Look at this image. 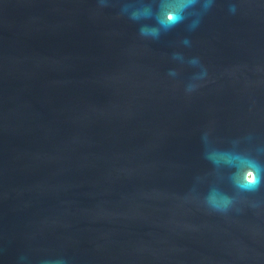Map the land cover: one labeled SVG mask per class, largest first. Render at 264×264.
<instances>
[{
  "label": "water",
  "instance_id": "95a60500",
  "mask_svg": "<svg viewBox=\"0 0 264 264\" xmlns=\"http://www.w3.org/2000/svg\"><path fill=\"white\" fill-rule=\"evenodd\" d=\"M0 264H264V0H0Z\"/></svg>",
  "mask_w": 264,
  "mask_h": 264
},
{
  "label": "snow or ice",
  "instance_id": "6c2138e0",
  "mask_svg": "<svg viewBox=\"0 0 264 264\" xmlns=\"http://www.w3.org/2000/svg\"><path fill=\"white\" fill-rule=\"evenodd\" d=\"M170 17V18H169ZM180 19L179 15L173 11L172 14L167 15V19L165 20L163 17L161 18V23L169 26L175 24ZM247 163L249 167H251L253 170H257V167L255 164H252L251 162H244ZM245 187H250L249 185H245Z\"/></svg>",
  "mask_w": 264,
  "mask_h": 264
},
{
  "label": "clouds",
  "instance_id": "9594fccd",
  "mask_svg": "<svg viewBox=\"0 0 264 264\" xmlns=\"http://www.w3.org/2000/svg\"><path fill=\"white\" fill-rule=\"evenodd\" d=\"M247 179L252 180L253 182L255 181V177L252 175V173L247 176Z\"/></svg>",
  "mask_w": 264,
  "mask_h": 264
}]
</instances>
